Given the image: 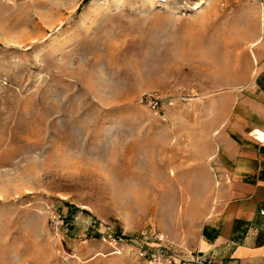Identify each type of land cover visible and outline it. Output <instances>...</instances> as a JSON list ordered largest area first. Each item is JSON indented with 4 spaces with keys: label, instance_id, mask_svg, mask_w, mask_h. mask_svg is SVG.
<instances>
[{
    "label": "rangeland",
    "instance_id": "rangeland-1",
    "mask_svg": "<svg viewBox=\"0 0 264 264\" xmlns=\"http://www.w3.org/2000/svg\"><path fill=\"white\" fill-rule=\"evenodd\" d=\"M262 20L257 0H0V264H148L155 233L188 259L206 128L264 79Z\"/></svg>",
    "mask_w": 264,
    "mask_h": 264
},
{
    "label": "crops",
    "instance_id": "crops-1",
    "mask_svg": "<svg viewBox=\"0 0 264 264\" xmlns=\"http://www.w3.org/2000/svg\"><path fill=\"white\" fill-rule=\"evenodd\" d=\"M249 88L251 100L236 95L230 115L206 128L205 137L218 130L216 148L199 155L210 192L191 250L213 264H264V79Z\"/></svg>",
    "mask_w": 264,
    "mask_h": 264
},
{
    "label": "built area",
    "instance_id": "built-area-1",
    "mask_svg": "<svg viewBox=\"0 0 264 264\" xmlns=\"http://www.w3.org/2000/svg\"><path fill=\"white\" fill-rule=\"evenodd\" d=\"M257 1L264 3V0ZM146 103L153 111H157L160 108V102L157 98L149 99ZM259 214L261 217H264V210H261ZM54 220L53 218L52 224L56 228L58 226V221ZM147 239L156 243L154 248H144L140 251V257L148 264H176L177 261L180 262V264H213L211 256L200 252L191 251L188 259L185 260L181 258V256L172 249L167 237L162 233H155L151 237H146L145 240ZM111 241L116 244V240L111 239Z\"/></svg>",
    "mask_w": 264,
    "mask_h": 264
},
{
    "label": "bare ground",
    "instance_id": "bare-ground-1",
    "mask_svg": "<svg viewBox=\"0 0 264 264\" xmlns=\"http://www.w3.org/2000/svg\"><path fill=\"white\" fill-rule=\"evenodd\" d=\"M155 1L156 2H161V1L165 2L166 0H155ZM199 9H200V4L195 7V10H199ZM258 28H259L260 33H262V31H264V20H262V23H260L258 25ZM255 46H256V41L250 44L251 48H253ZM251 56H252V58L254 57L252 52H251ZM253 60H254V58H253Z\"/></svg>",
    "mask_w": 264,
    "mask_h": 264
},
{
    "label": "trees",
    "instance_id": "trees-1",
    "mask_svg": "<svg viewBox=\"0 0 264 264\" xmlns=\"http://www.w3.org/2000/svg\"><path fill=\"white\" fill-rule=\"evenodd\" d=\"M87 1V0H86Z\"/></svg>",
    "mask_w": 264,
    "mask_h": 264
}]
</instances>
